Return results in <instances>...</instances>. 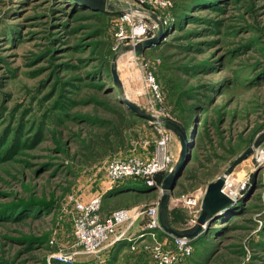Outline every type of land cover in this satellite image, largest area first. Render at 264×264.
<instances>
[{
    "label": "rangeland",
    "instance_id": "374dc122",
    "mask_svg": "<svg viewBox=\"0 0 264 264\" xmlns=\"http://www.w3.org/2000/svg\"><path fill=\"white\" fill-rule=\"evenodd\" d=\"M169 1L163 8L131 3L133 22L156 25L136 43L158 36L138 53L122 50L134 44L117 43L118 15L95 16L99 11L85 0H0V264H157L154 245L174 249L165 232L91 255L80 253L74 239L75 200L103 194L104 217L156 199L155 187L140 180L132 182L134 188L149 192L109 189L107 161L147 158L159 137L156 123L115 95L114 55L128 100L176 121L198 111L195 131L202 138L179 168L168 202L171 227H190L198 217V192L207 183L176 192L209 150L214 180L264 133V0ZM149 70L160 99L145 85ZM118 106L133 115L128 111L127 127L115 133ZM168 148L175 167L181 146L172 132ZM255 153L234 167L224 185L235 213L224 215L227 221L218 222L214 234H201L204 227L196 244L190 243L192 256L180 264H264V164L253 175ZM188 195L197 197L193 204Z\"/></svg>",
    "mask_w": 264,
    "mask_h": 264
},
{
    "label": "built area",
    "instance_id": "2783aa9c",
    "mask_svg": "<svg viewBox=\"0 0 264 264\" xmlns=\"http://www.w3.org/2000/svg\"><path fill=\"white\" fill-rule=\"evenodd\" d=\"M111 2V0H109ZM116 2L118 19L116 26V40L118 44H135L140 35L148 36L155 30V23L150 25L146 22H133L135 8L132 2L141 5H149L153 8H163L170 4L169 0H113ZM119 11H122L120 14ZM130 25L127 29L126 25ZM145 85L160 99L159 85L151 70L144 72ZM159 137L155 142L153 151L147 158L129 156L122 159H110L107 161L105 170L111 186L123 178H143L147 185H152L155 175L158 173H169L173 170V156L168 148L170 132L160 123H157ZM256 148L253 161L258 165L264 164V148ZM156 199L144 208H119L102 217L100 206L103 194L92 196L85 201L75 200V212L73 235L78 245L79 252L86 255L100 252L113 244L128 242L134 244L136 240L143 238L155 239L162 231L158 221L159 197L162 193L158 185ZM204 190L199 191L200 198ZM187 202L194 203L196 196H186ZM142 224L138 229V222ZM139 224V223H138ZM139 226V225H138ZM132 229L136 232L132 233ZM174 249H165L160 243L152 247V256L157 264H179L192 253L191 240L186 237H174ZM134 246V245H133ZM77 253V252H76Z\"/></svg>",
    "mask_w": 264,
    "mask_h": 264
},
{
    "label": "water",
    "instance_id": "95a60500",
    "mask_svg": "<svg viewBox=\"0 0 264 264\" xmlns=\"http://www.w3.org/2000/svg\"><path fill=\"white\" fill-rule=\"evenodd\" d=\"M85 1L89 2L90 6L94 9L100 11L109 9L112 10L114 8V5L109 0ZM119 13L121 14L122 11H119ZM151 18L158 24L159 31H161V20L156 16V14L153 13L151 14ZM157 37L158 36H154L152 38L144 39L134 45H126L122 48V50L133 49L135 52L140 53L144 51L146 47L154 45ZM115 57L116 55H114L113 62L110 65V73L112 75L113 83L118 90V95L120 96L121 100L134 113L152 123H160L166 130L172 132L179 140L181 146L180 157L175 163V167L173 168V170L165 176L160 184L162 193L159 197L158 221L160 223L162 231H164L165 233L173 235L177 238L186 237L189 239H193L203 231V228L211 217L217 216L226 207L234 204V199L224 193V185L226 184L228 176L232 172L234 167L241 161L246 159V157H248L253 152V150L260 145L262 140L261 138L255 139L250 145L247 146V148L242 153L234 158L230 165L220 175H218L214 180H211L207 183L200 202V212L195 223L192 226L183 229H175L171 227L168 220V202L170 196L173 193V189L175 188L177 178L180 175L179 168L183 165L184 161L187 158V140L185 130L178 121L173 120L170 117L155 116L147 110L139 107L135 102L128 100L125 97V94L122 90V84L117 73ZM259 168L260 166L257 164L256 172H254L253 175L257 173ZM154 189L157 190L158 187H155Z\"/></svg>",
    "mask_w": 264,
    "mask_h": 264
},
{
    "label": "trees",
    "instance_id": "16d2710c",
    "mask_svg": "<svg viewBox=\"0 0 264 264\" xmlns=\"http://www.w3.org/2000/svg\"><path fill=\"white\" fill-rule=\"evenodd\" d=\"M182 7L186 10L189 6L185 4ZM185 10H183L184 14H185ZM98 11L99 12H96L97 14L95 13V16H98V15H101V14H112V15H116V16L118 15V10H117V7L115 5H114V8L112 10L109 9V10H105V11H100V10H98ZM113 91H114L115 95L117 96L118 92H116V90H113ZM112 99L116 100V98H112ZM128 111L132 114L130 109L128 110L126 106H118V109H116L114 111V114H116L115 121L117 122L116 124L113 123L114 130L116 131L115 133H118L120 131H124V129L127 127L126 126V120L128 119V116L130 115V113ZM196 112H198V111L192 110L191 113L188 114V116H185L184 120H180V119L177 120L183 126V128L185 130V135H186V140H187V150H188V156H187L186 163L193 157L192 156L193 154H190V153H192V151L194 149H197L199 147V144H200V141H201V138H202V132L199 133V132L195 131L196 128L199 127L198 125H196V123H199V121H197L195 119V117H197ZM171 119H173V118H171ZM173 120H175V119H173ZM111 133H112L111 131H108L105 134V136L109 137L111 135ZM197 133H198V135L195 136L196 139H195V144H194L192 142V140H193L194 135L197 134ZM257 138H261V140L263 141L264 140V133L263 134H259L256 137V139ZM213 158H214L213 157V153L209 150V154H207L204 157V159L199 162L198 166L195 167V168H192L189 171V174L186 176V180H187L188 184L184 185L183 183H180L181 190L176 192V193L177 194L179 193V194L182 195V194L188 192L189 190L194 189L197 186V184H199L201 182H204L205 184L210 182L212 180V178L214 177V172H215L211 168V166H212L211 164L214 161ZM166 175H167V173H164V172L156 174L155 178H154V182L150 186L158 187V185L161 184V182L163 181V179L165 178ZM138 180L144 182V184L147 187L149 186V185H147L145 183L143 178L130 177V178H123L121 180H118L116 182V184H114V186H112L111 190L112 189H118V188H125V190H132V191H135L136 193H139V194H145V193H147V192H149L151 190V189L146 190V189L134 188L135 185L132 182L138 181ZM105 193H107V192H105ZM100 209H101V206H100ZM232 209H235L233 207V205H229L223 211H221L217 216L211 217L207 221V223L205 225V227L207 229V232H202L201 234L206 233L208 235H211V234L216 233V229L214 228V226L217 225L218 222L221 224L222 221H227L228 218H224V217H226L224 215H227V217L230 216V215H233V213H235V212H231ZM224 211H225V213H224ZM168 220H169V224L171 225L169 217H168ZM163 233L164 232H160V234H163ZM198 236L191 240L193 246L198 241ZM120 245H122V246L123 245L124 246H130V243H128V242H119V243L113 244L110 247L104 249L103 252L105 251V253H107V252L108 253L109 252L110 253H112V252L114 253L116 250H119ZM191 256H192V254L190 256L186 257L184 260L190 258ZM199 256H202V254H200ZM199 260H201V259H199ZM82 262L83 263H81V264H92V262H85V261H82ZM182 262H180V263H182Z\"/></svg>",
    "mask_w": 264,
    "mask_h": 264
},
{
    "label": "crops",
    "instance_id": "0c3cea01",
    "mask_svg": "<svg viewBox=\"0 0 264 264\" xmlns=\"http://www.w3.org/2000/svg\"><path fill=\"white\" fill-rule=\"evenodd\" d=\"M154 125H157V123L156 124H154ZM156 127V126H155Z\"/></svg>",
    "mask_w": 264,
    "mask_h": 264
}]
</instances>
